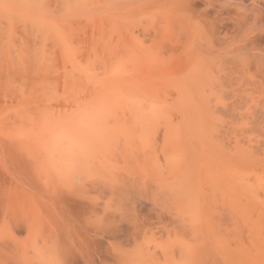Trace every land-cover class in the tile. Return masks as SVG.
Segmentation results:
<instances>
[{
  "label": "bare ground",
  "instance_id": "bare-ground-1",
  "mask_svg": "<svg viewBox=\"0 0 264 264\" xmlns=\"http://www.w3.org/2000/svg\"><path fill=\"white\" fill-rule=\"evenodd\" d=\"M0 264H264V0H0Z\"/></svg>",
  "mask_w": 264,
  "mask_h": 264
}]
</instances>
